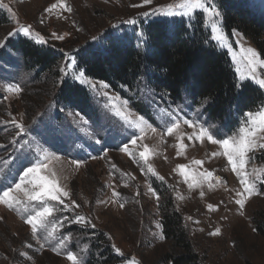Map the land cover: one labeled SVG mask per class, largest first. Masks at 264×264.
I'll list each match as a JSON object with an SVG mask.
<instances>
[{"label": "rangeland", "instance_id": "rangeland-1", "mask_svg": "<svg viewBox=\"0 0 264 264\" xmlns=\"http://www.w3.org/2000/svg\"><path fill=\"white\" fill-rule=\"evenodd\" d=\"M238 1L264 15V0ZM64 2L71 11L59 6L46 11L54 3L59 5V0H0L4 5L0 7V43L5 45L0 47V108H6L0 113V196L20 182L23 170L32 166L29 161H39L47 164L39 175L56 182L64 201L47 202L53 213L47 218V227L38 226L35 233L25 222L28 213L23 209L26 205L35 209L36 201L29 202L24 191H13L12 196L22 204L14 200L9 208L0 203V264H73L67 259L69 251L83 264H172L170 256L177 248L164 234L162 221L167 212L178 213L203 264H264V233L259 229H264V147H260L264 145V122L257 117L253 123L248 117V113L264 112V99L253 110L232 111L220 121L210 116L207 102L193 101L185 90L173 99L144 78L132 89L116 91L86 76L79 64L82 50H101L109 42L143 49L152 21L166 22L170 31L175 22H182L193 32L192 24L203 18L212 41L229 54L242 85L238 90L250 83L264 95V87L259 85L264 79L261 51L243 33L225 32L219 0H205L220 13L217 17L199 9L191 15L162 14L170 10L168 5L174 6L171 11L175 13L186 12L178 7L181 0ZM23 27H28V35L19 31ZM21 39L61 57L59 74L52 80L59 85L68 80L83 88L87 111L60 104L54 95L27 118L30 106L27 109L21 95L37 85L38 69H29L23 55L10 47L9 43ZM40 39L45 42L39 43ZM80 73L85 74L81 79L97 87L81 84L75 79ZM17 85L20 92L9 90ZM136 102L146 115L136 109ZM175 123L179 126L169 135L167 128ZM17 125H23L25 131L21 133ZM201 129L217 141L234 143L245 135L241 129L255 133L249 135L252 143L241 169L255 188L252 194L245 192L222 145L212 143L208 135L197 138ZM132 140L137 143L133 145ZM125 146L128 152L122 150ZM145 148L147 159L139 155ZM197 160L203 163L198 165ZM213 173L225 175L227 184L213 185ZM241 198L244 207L236 203ZM79 217L86 223H76ZM53 228L56 231L50 235ZM217 228L220 235H209ZM106 252L118 260L109 261L103 255Z\"/></svg>", "mask_w": 264, "mask_h": 264}, {"label": "trees", "instance_id": "trees-1", "mask_svg": "<svg viewBox=\"0 0 264 264\" xmlns=\"http://www.w3.org/2000/svg\"><path fill=\"white\" fill-rule=\"evenodd\" d=\"M219 3L223 9L225 32L230 35L234 31L243 33L264 57V15L253 12L238 0H219ZM174 25V30L170 31L166 22L152 21L147 27L148 41L143 49L134 44L109 42L101 50H82L79 64L86 76L103 81L116 91L132 89L144 78L173 99L179 98L185 90L193 101L207 102L210 116L220 121L232 111H251L263 102V93L254 85L246 83L241 91L234 87L238 82L229 54L212 41L211 29L203 18L192 24L193 32L185 23L175 22ZM9 45L23 55L29 69H38L37 85L21 95L27 109L30 106L27 118H32L54 95L60 104L87 111L88 98L83 88L68 80H62L61 85L58 80H52L59 74V55L27 39ZM44 76L48 77L46 81L38 82ZM134 104L136 109L147 114L137 102ZM5 109L1 107L0 113ZM162 222L165 237L177 248L170 256L172 264H203L178 213L167 212ZM259 229L264 233L262 227ZM103 255L108 256L109 261L118 260L111 252Z\"/></svg>", "mask_w": 264, "mask_h": 264}, {"label": "snow or ice", "instance_id": "snow-or-ice-1", "mask_svg": "<svg viewBox=\"0 0 264 264\" xmlns=\"http://www.w3.org/2000/svg\"><path fill=\"white\" fill-rule=\"evenodd\" d=\"M150 3H151V0H144V4H150ZM2 6H4V5L0 4V7H2ZM58 6L65 8L67 11H71V8L66 5L64 0H59V5L56 3L52 4L49 8L46 9V11L51 12L53 9H56ZM136 6H139V5H134V7H136ZM167 7L170 10L163 12L162 14L164 16L191 15L195 10H198V9L207 12L210 17H217L220 15V13L218 11H216L215 7L212 5H208L205 2V0H181V3L178 5V7L186 8L187 11L184 13H175V12L171 11V9L174 7L173 5H168ZM144 15H148V13H145ZM128 23H135V21L129 20ZM19 31H23L25 33V35L29 34L28 27H23V28L19 29ZM9 35L10 36L14 35V33H9ZM53 35L57 39H63L62 36H56L55 34H53ZM117 39H119V38H117ZM217 39H219V37H217ZM38 42L44 43L45 41H43V39H40ZM4 46H5L4 44L0 43V47H4ZM252 55H253V57H255L256 53L253 51ZM73 63H74V61H73ZM250 63H253V62L250 61ZM84 75H85L84 73H80L79 76L75 77V79L80 80L81 84L88 83L89 87H91L92 89H95L97 87L96 85L91 84L86 79H81V77H83ZM259 85L261 87H264V79H261L259 81ZM241 86H242L241 84H235L234 85V87H241ZM105 87H107V85H105ZM9 90L14 91V92H20L21 91V89L18 85L15 86L14 88L10 87ZM105 95H107V93H105ZM118 114H120V113H118ZM248 117H249V119H251L253 121V123H256L257 117L259 118V120L261 122H264V112H260L256 116H254L253 113H248ZM141 119H143V118H141ZM144 122L146 123V121H144ZM85 123H87V121H85ZM184 123L190 124L189 121H184ZM178 126H179L178 123H175L171 127H168L167 133L169 135H171L172 132L174 131V129ZM17 127L19 128V131L21 133L25 131V128L23 125H17ZM137 127H139V125H137ZM141 131H142V129H141ZM153 131H155V129H153ZM241 131L244 132L245 135L241 137V139L239 140L238 143L231 142L229 139L217 141V140L213 139L211 135H208L206 130H204V129H201V134L197 138L202 139L204 135H208V139L212 143H220L222 145V147L225 149L224 154L228 157L229 162L232 164L233 170L238 173V175L241 178V183H243L245 185V192H247L248 194H252L255 191V188L253 185L248 183V180L246 179V174L241 172V169H243L245 167L246 161L244 158H245L246 153L248 151H250V144L252 143L249 140V135H254L255 133L254 132L249 133L245 129H241ZM189 138L191 139V137H189ZM131 143L133 145H135L137 143V141L132 140ZM181 147H184V145L181 144ZM260 147H264V145H260ZM122 150L125 152H128V147L125 146ZM129 154L131 155V153H129ZM139 155L141 158L147 159V148H145L144 152H140ZM213 155H215V154H213ZM29 162L32 163V166L27 167L26 169L23 170V176L20 177V182L15 184L14 189L12 187H9L8 190L3 191L2 196H0V203H6V204H8L9 208H13V201L15 200V198L12 196L13 191H24L25 195L27 196V200L29 202L36 201L37 206L35 209H30L29 206H27V205L23 209L25 213H28V215L26 216L25 222L31 226L32 232L35 233L37 231L38 226L41 228L47 227V224H46L47 218L50 217L53 213V208L49 207L47 202L49 200H51V201H58L60 204H64V201L61 199V196H60L62 190L56 185V182L50 181L47 177L39 175L41 170L43 168L47 167V164L41 163L39 161H36L34 163L32 161H29ZM195 163L200 165L203 162L197 160V161H195ZM25 183H28L32 186L31 190L24 188ZM62 194L64 196L68 195L66 192H63ZM257 194H259V193H257ZM115 195H119V193H115ZM202 195H203V193H202ZM238 195L243 196V193H238ZM157 199H158V197H157ZM15 203L16 204H22L23 202L19 201V200H15ZM236 203L238 205H240V207H244L245 199L244 198L238 199L236 201ZM72 204H75V202L73 201ZM76 206L79 207V205H76ZM66 207H67V205H66ZM121 207H123V204H121ZM209 208L212 210H218L217 208H215L212 205H209ZM17 210H19V209H17ZM75 222L76 223H86L84 217H79V219L76 220ZM92 227H94V225H92ZM55 231H56V229L53 228L52 232L49 234L51 235ZM209 235H211V236L220 235V229L217 228L215 231L210 232ZM161 238L163 239L164 237H161ZM70 239L71 238L69 237V240ZM60 243H61V246L64 245L63 240H61ZM113 247H115V246H113ZM115 250L117 253H120L119 248H116ZM120 254H122V253H120ZM67 259L69 261H72L73 264H83L82 261H78L77 254H74L70 251L67 254Z\"/></svg>", "mask_w": 264, "mask_h": 264}, {"label": "built area", "instance_id": "built-area-1", "mask_svg": "<svg viewBox=\"0 0 264 264\" xmlns=\"http://www.w3.org/2000/svg\"><path fill=\"white\" fill-rule=\"evenodd\" d=\"M228 180L225 175L219 173H213L211 175V183L216 186H225Z\"/></svg>", "mask_w": 264, "mask_h": 264}]
</instances>
